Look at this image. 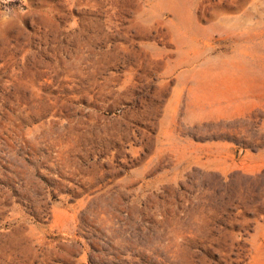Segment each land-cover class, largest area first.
<instances>
[{"label": "rangeland", "instance_id": "obj_1", "mask_svg": "<svg viewBox=\"0 0 264 264\" xmlns=\"http://www.w3.org/2000/svg\"><path fill=\"white\" fill-rule=\"evenodd\" d=\"M262 122L264 0H0V264H264Z\"/></svg>", "mask_w": 264, "mask_h": 264}, {"label": "crops", "instance_id": "obj_2", "mask_svg": "<svg viewBox=\"0 0 264 264\" xmlns=\"http://www.w3.org/2000/svg\"><path fill=\"white\" fill-rule=\"evenodd\" d=\"M261 128H262V130H264V122H262ZM253 154L254 155H261L262 157H264V150H261V152H256V153H253ZM243 169L246 170V171H249L251 173H254L256 171V170L250 168V166H246V164H245Z\"/></svg>", "mask_w": 264, "mask_h": 264}]
</instances>
